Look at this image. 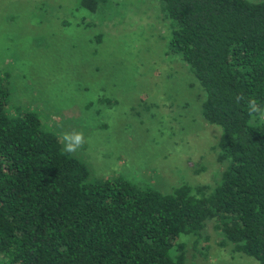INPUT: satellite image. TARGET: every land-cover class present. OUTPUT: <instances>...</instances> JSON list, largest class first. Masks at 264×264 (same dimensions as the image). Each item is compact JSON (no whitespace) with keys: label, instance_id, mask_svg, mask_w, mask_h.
Returning <instances> with one entry per match:
<instances>
[{"label":"trees","instance_id":"1","mask_svg":"<svg viewBox=\"0 0 264 264\" xmlns=\"http://www.w3.org/2000/svg\"><path fill=\"white\" fill-rule=\"evenodd\" d=\"M151 1L167 49L203 92L201 117L219 127V177L167 193L89 180L35 112L8 107L0 84V264H184L182 237L210 221L232 250L264 264V1ZM249 99L260 113L249 115Z\"/></svg>","mask_w":264,"mask_h":264},{"label":"rangeland","instance_id":"2","mask_svg":"<svg viewBox=\"0 0 264 264\" xmlns=\"http://www.w3.org/2000/svg\"><path fill=\"white\" fill-rule=\"evenodd\" d=\"M168 32L151 0H108L94 12L77 0H0L8 107L35 112L62 150V134L82 132L84 144L69 155L89 180L119 178L161 193L208 188L224 167L219 127L201 117L203 92L167 49ZM182 239L184 264H256L211 221Z\"/></svg>","mask_w":264,"mask_h":264},{"label":"clouds","instance_id":"3","mask_svg":"<svg viewBox=\"0 0 264 264\" xmlns=\"http://www.w3.org/2000/svg\"><path fill=\"white\" fill-rule=\"evenodd\" d=\"M242 97L237 96L236 101L239 102ZM249 115L257 114L261 112V108L257 105L255 99H249L248 101ZM63 151L67 154L75 153L85 142L82 132L74 131L71 133L62 134Z\"/></svg>","mask_w":264,"mask_h":264}]
</instances>
